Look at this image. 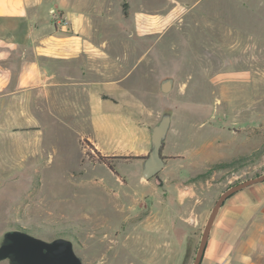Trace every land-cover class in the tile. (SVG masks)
Listing matches in <instances>:
<instances>
[{
  "label": "rangeland",
  "instance_id": "1",
  "mask_svg": "<svg viewBox=\"0 0 264 264\" xmlns=\"http://www.w3.org/2000/svg\"><path fill=\"white\" fill-rule=\"evenodd\" d=\"M177 1L148 0L158 22L136 30L139 0H108L91 37L123 56L115 84L80 87L72 63L49 101L0 95V245L23 229L69 240L82 264H193L218 197L264 174V0ZM164 111L166 165L145 181L134 157ZM244 257L264 264V181L224 201L200 264Z\"/></svg>",
  "mask_w": 264,
  "mask_h": 264
},
{
  "label": "crops",
  "instance_id": "2",
  "mask_svg": "<svg viewBox=\"0 0 264 264\" xmlns=\"http://www.w3.org/2000/svg\"><path fill=\"white\" fill-rule=\"evenodd\" d=\"M147 1L139 0L133 18L136 30L158 22L157 16L150 15L158 10L149 12ZM187 1L196 6L201 2ZM107 4L108 0H0V95L22 90L49 101L51 79L72 63L76 75L84 76L80 87L115 84L118 80L107 74L122 68L115 63L122 64L123 56L100 54L102 42L91 37L100 28L98 20L108 14ZM100 72L106 73L101 79L95 76ZM244 260V264H254L249 257ZM209 264H217V259Z\"/></svg>",
  "mask_w": 264,
  "mask_h": 264
},
{
  "label": "water",
  "instance_id": "3",
  "mask_svg": "<svg viewBox=\"0 0 264 264\" xmlns=\"http://www.w3.org/2000/svg\"><path fill=\"white\" fill-rule=\"evenodd\" d=\"M172 79H164L160 83V91L164 94L172 89ZM172 113L164 111L158 122L150 129V151L142 161L141 176L145 181L157 176L165 166L161 155L162 148L170 128ZM264 181V174L249 179L226 189L216 200L206 221L202 240L193 264H200L204 255L212 224L217 212L226 199L237 191ZM8 260L9 264H82L75 254L72 243L66 239L44 241L31 236L26 230L17 229L7 233L0 245V262Z\"/></svg>",
  "mask_w": 264,
  "mask_h": 264
},
{
  "label": "trees",
  "instance_id": "4",
  "mask_svg": "<svg viewBox=\"0 0 264 264\" xmlns=\"http://www.w3.org/2000/svg\"><path fill=\"white\" fill-rule=\"evenodd\" d=\"M98 156H100V155H97V160H96V161H98V162H100V163H102V164L107 165V166L109 167V169L113 170V166L110 165V164H108L107 162H105V160H106L107 158H105V157H100V158H99ZM134 158H136V159H140L139 157H134ZM228 165H229V164H228ZM228 165H221V166H219V168H225V166H228Z\"/></svg>",
  "mask_w": 264,
  "mask_h": 264
},
{
  "label": "built area",
  "instance_id": "5",
  "mask_svg": "<svg viewBox=\"0 0 264 264\" xmlns=\"http://www.w3.org/2000/svg\"><path fill=\"white\" fill-rule=\"evenodd\" d=\"M64 24V23H63Z\"/></svg>",
  "mask_w": 264,
  "mask_h": 264
},
{
  "label": "flooded vegetation",
  "instance_id": "6",
  "mask_svg": "<svg viewBox=\"0 0 264 264\" xmlns=\"http://www.w3.org/2000/svg\"><path fill=\"white\" fill-rule=\"evenodd\" d=\"M81 260V259H80Z\"/></svg>",
  "mask_w": 264,
  "mask_h": 264
}]
</instances>
